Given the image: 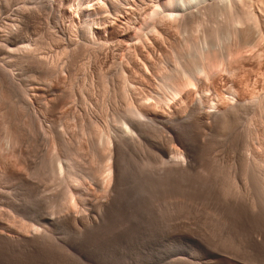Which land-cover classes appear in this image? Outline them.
I'll use <instances>...</instances> for the list:
<instances>
[{
	"label": "rangeland",
	"instance_id": "1",
	"mask_svg": "<svg viewBox=\"0 0 264 264\" xmlns=\"http://www.w3.org/2000/svg\"><path fill=\"white\" fill-rule=\"evenodd\" d=\"M234 2L0 0V264H264V31L241 47Z\"/></svg>",
	"mask_w": 264,
	"mask_h": 264
},
{
	"label": "bare ground",
	"instance_id": "2",
	"mask_svg": "<svg viewBox=\"0 0 264 264\" xmlns=\"http://www.w3.org/2000/svg\"><path fill=\"white\" fill-rule=\"evenodd\" d=\"M191 1H193V0H168V4H169V5H171V4L173 5L174 3H181V5L186 6L185 4L188 5V3H189V4L191 3ZM197 1H198V0H197ZM234 1L236 2V5H237L238 2H239L240 5L243 4L242 6H237L238 8L241 7L240 9L236 8L237 11L233 12V10H231V12L234 13L233 15H232L230 12H228V14L230 13V14L232 15V17L230 16V18H231V22H232V24H234L233 26H235V27L238 26V27L236 28V32H237V33H234V34H238V36H239V43H241V44H243V43H247V42L249 43L250 40H247V39H249L248 36H252V35L258 34L259 31H260V32H261V31H264V6H261V10H262V11H260V14L263 13L262 16L260 15L261 17H258V16H259V15L257 16L258 13L256 14L255 12H253L252 10H250V9L248 8V5H249L248 3H249L251 0H250V1H249V0H234ZM237 1H238V2H237ZM248 1H249V2H248ZM257 1H258V0H257ZM261 1H262V0H261ZM224 2H226V1H224ZM235 2H234V4H235ZM199 3H200V2H199ZM214 3H215V2H214ZM218 3H219V2H217V5L214 4L215 6H217V8H219ZM226 3H228V2H226ZM226 3H225V4H226ZM231 3H233V2H231ZM112 4H113V3H112ZM117 4H118V3H117ZM128 4H129V3H128ZM166 4H167V3H166ZM228 4H229V3H228ZM228 4H227V6H228ZM239 4H238V5H239ZM251 4H252V3H251ZM251 4H250V5H251ZM261 4H262V3H261ZM101 5H102V4H101ZM110 5H111V4H110ZM214 5H213V6H214ZM250 5H249V6H250ZM262 5H263V4H262ZM112 6H113V5H112ZM112 6H111V7H112ZM213 6H212V7H213ZM223 6H224V5H223ZM114 7H115V5H114ZM163 7H164V6H163ZM168 7H169V6H168ZM168 7H167V8H168ZM170 7H171V6H170ZM170 7H169V8H170ZM207 7H208V6H207ZM212 7H211V9H213ZM221 7H222V6H221ZM221 7H220L219 9L224 11V12H222V13H226L225 10H224V8L221 9ZM225 7H226V6H225ZM250 7H252V6H250ZM100 8H101V7H100ZM164 8H165V7H164ZM193 8H194V7H193ZM208 8H209V7H208ZM208 8H207V9H208ZM215 8H216V7H215ZM226 8H229V6L226 7ZM231 8H232V7H231ZM231 8H229V9H231ZM233 8L235 9V5H234ZM233 8H232V9H233ZM131 9H132V8H131ZM251 9H253V8H251ZM257 9H258V8H257ZM214 10H215V9H214ZM143 11H144V10H143ZM188 11H189V10H188ZM191 11H192V10H191ZM229 11H230V10H229ZM123 12H124V11H123ZM201 12H202V11H201ZM216 12H218V11H216ZM106 13H107V12H106ZM154 14H155V13H154ZM156 14H157V13H156ZM220 14H221V13H220ZM224 15H226V14H224ZM115 16H116V15H115ZM150 16H151V15H150ZM226 16H227V15H226ZM228 16H229V15H228ZM228 16H227V17H228ZM200 17H201V16H200ZM183 18H184V17H183ZM201 18H202V17H201ZM228 19H229V17H228ZM229 22H230V21H229ZM210 23H211V22H210ZM225 23H227V22H225ZM250 23H251V25H248V26H247V24H250ZM159 24H160V23H159ZM230 24H231V23H230ZM227 25H228V23H227ZM227 25H226V26H227ZM97 26H98V25H97ZM126 26H127V25H126ZM136 26H137V25H136ZM193 26H194V25H193ZM208 26H209V25H208ZM226 26H224V27H226ZM200 27H201V26H200ZM228 27H229V26H228ZM101 28H102V27H101ZM178 28H179V27H178ZM198 28H199V26H198ZM218 28H219V26H218ZM259 28H260V29H259ZM140 29H141V28H140ZM186 29H187V28H186ZM213 29H214V28H213ZM216 29H217V28H216ZM219 29H220V28H219ZM232 29H233V28H232ZM255 29H257V30L259 29L258 32H257ZM261 29H262V30H261ZM192 30H193V29H192ZM222 30H223V29H222ZM229 30H230V29H229ZM252 30H253V31H252ZM254 30H255L257 33H255ZM170 31H171V30H170ZM183 31H184V30H183ZM186 31H187V30H186ZM218 31H219V30H218ZM218 31H217V32H218ZM234 31H235V30H234ZM251 31H252V32H251ZM209 32H210V31H209ZM212 32H213V31H212ZM217 32L214 31V37H213L212 35H209V34H208V35H209L210 37L212 36V38H214L215 40H217V39L219 38V39H218V41H219L221 36L219 35L220 37H218ZM253 32H254V33H253ZM260 32H259V33H260ZM220 33H221V31H220ZM220 33H219V34H220ZM250 33H253V34L250 35ZM211 34H213V33H211ZM221 34H222V33H221ZM261 34H262V36H261ZM261 34H260V38H261V37L264 38V37H263L264 35H263L262 32H261ZM134 36H135V35H134ZM149 36H150V35H149ZM257 37H259V35H258V36H255L254 38L252 37V39H253V40L258 39ZM212 38H211V40H212ZM222 38H223V37H222ZM250 38H251V37H250ZM187 39H188V38H187ZM209 39H210V38H209ZM214 39H213V40H214ZM204 40H205V39H204ZM211 40H210V41H211ZM213 40L211 41V43L213 42ZM215 40H214V41H215ZM245 40H247V41H245ZM205 41H206V40H205ZM240 41H241V42H240ZM256 41H257V40H256ZM215 42H216V41H215ZM215 42H213V43H215ZM221 42H222V41H221ZM252 42H253V41H252ZM213 43H212V45H213ZM216 43H217V42H216ZM254 43H255V42H254ZM204 44H205V43H204ZM241 44H240V45H241ZM251 44H252V43H251ZM251 44L249 43L248 45H251ZM227 45H228V44H227ZM244 45L246 46V44H243V45H241V47H244ZM248 45H247V46H248ZM213 46H214V45H213ZM221 46H222V45H221ZM247 46H246V47H247ZM191 47H192V46H191ZM217 47H218V46H217ZM260 47H261V46H260ZM6 48H7V47H6ZM221 48H222V47H221ZM200 49H201V48H200ZM243 49H244V48H243ZM243 49H242V50H243ZM180 50H181V49H180ZM190 50H191V49H190ZM211 51H212V50H211ZM228 51H229V50H228ZM237 51H238V50H237ZM188 52H189V51H188ZM205 52H206V51H205ZM251 52H252V51H251ZM214 53H215V52H214ZM239 53H240V52H239ZM26 54H27V53H26ZM209 54H210V53H209ZM211 54H212V53H211ZM216 54H217V53H216ZM216 54H215V55H216ZM220 54H221V53H220ZM245 54H246V53H245ZM252 54H253V53H252ZM190 55H191V54H190ZM202 55H203V54H202ZM205 55H208V54H205ZM205 55H204V56H205ZM225 55H226V54H225ZM212 56H213V55H212ZM217 56H218V55H217ZM185 57H186V56H185ZM205 57L207 58V57H209V56H205ZM205 57H204V58H205ZM215 57H216V56H215ZM237 57H238V56H237ZM146 58H147V57H146ZM193 58H194V56H193ZM209 58H210V57H209ZM216 58H217V57H216ZM128 59H129V58H128ZM188 59H189V58H188ZM195 59H196V58H195ZM207 59H208V58H207ZM219 59H220V58H219ZM42 60H43V59H42ZM191 60H192V61H191ZM200 60H201V59H200ZM204 60H205V59H204ZM212 60H213V59H212ZM217 60H218V59H217ZM44 61H45V60H44ZM190 61H191L190 66L188 65L187 67H189V68H187V69H192L193 71H195V70H196V66L198 65V66H199V67L197 66V67L199 68L198 71L201 73L202 71H200V70H201V69H200V65L198 64L199 62H198V63H195L196 61L194 62V60H193L192 58L189 59V62H190ZM202 61H203V60H202ZM214 61H215V59H214ZM38 62H39V61H38ZM45 62H46V61H45ZM131 62H132V61H131ZM174 62H175V61H174ZM200 62H201V61H200ZM204 62H205V61H204ZM204 62H202V63H204ZM206 62H208V61H206ZM210 62L213 63V61H211V60H210ZM0 63H1V62H0ZM129 63H130V62H129ZM182 63H183V62H182ZM185 63H186V62H185ZM202 63H200L201 66H202ZM215 63H217V62H215ZM188 64H189V63H188ZM195 64H197V65H195ZM206 64H207V63H206ZM206 64H203V65H206ZM40 66H41V64H40ZM185 66H186V64H185ZM194 66H195V68L193 69ZM206 66H207V65H206ZM206 66H205V67H206ZM215 66H217V65H215ZM177 67H178V66H177ZM208 67L210 68V65H208ZM208 67H207V68H208ZM212 67H213V66H212ZM178 68H179V67H178ZM201 68H202V67H201ZM213 68H214V67H213ZM52 69H53V68H52ZM162 69H163V68H162ZM164 69H165V68H164ZM202 69H203V68H202ZM216 69H217V68H216ZM216 69H215V70H216ZM121 70H122V69H121ZM141 70H142V69H141ZM185 70H186V69H185ZM205 70H207V69L205 68ZM218 70H219V69H218ZM54 71H55V70H54ZM181 71H182V70H181ZM196 71H197V70H196ZM196 71H195V73H196ZM216 71H217V70H216ZM233 71H234V70H233ZM236 71H237V70H236ZM173 72H174V71H173ZM188 72L190 73V72H192V71H191V70H188L187 72L185 71L184 73L188 74ZM160 73H161V72H160ZM176 73H177V72H176ZM181 73L183 74V72H181ZM197 73H198V72H197ZM197 73H196V74H197ZM213 73H214V72H213ZM228 73H229V72H228ZM193 74H194V73H193ZM201 74H202V73H201ZM178 75H179V74H178ZM190 75H191V74H190ZM217 75H218V74H217ZM120 76H121V75H120ZM179 76H180V75H179ZM181 76H182V75H181ZM187 76H188V75H187ZM187 76H186V77H187ZM192 76H193V75H192ZM194 76H195V75H194ZM229 76H230V75H229ZM105 77H106V76H105ZM12 78H13V77H12ZM184 78H185V77H184ZM187 78H188V77H187ZM190 78H191V77H190ZM190 78H188V79H190ZM120 79H121V78H120ZM174 79H175V78H174ZM123 80H124V79H123ZM190 80H191V79H190ZM194 80H196V78H194ZM194 80H193V81H194ZM106 81H107V80H106ZM125 81H126V80H125ZM104 82H105V81H104ZM166 82H167V81H166ZM185 82H186V81H185ZM190 82H192V80H191ZM167 83H168V82H167ZM180 83H182V82L180 81ZM106 84H107V83H106ZM129 84H130V83H129ZM162 84H163V83H162ZM172 84H174V83L172 82ZM176 84H177V83H176ZM192 84H193V83H192ZM104 85H105V84H104ZM120 85H122V84H120ZM126 85H127V84H126ZM166 85H167V84H166ZM174 85H175V84H174ZM174 85H173V86H174ZM183 85H184V83H183ZM167 86H168V85H167ZM167 86H166V87H167ZM176 86H177V85H176ZM185 86H187V85H185ZM188 86H189V85H188ZM192 86H193V85H192ZM232 86H233V85H232ZM164 87H165V86H164ZM178 87H180V86H178ZM178 87H175V88H176L175 90H177ZM190 87H191V86H190ZM193 87H194V86H193ZM120 88H121V87H120ZM122 88H123V87H122ZM191 88H192V87H191ZM231 88H232V87H231ZM171 89H172V88H171ZM171 89H170V90H171ZM184 89H186V88H183V89H182V86H181V93L183 92L182 90H184ZM135 90H136V89H135ZM159 90H160V89H159ZM164 90H165V89H164ZM175 90H174V91H175ZM178 90L180 91V89H178ZM178 90H177V91H178ZM130 91H131V90H130ZM174 91H173V92H174ZM177 91H175V93H178ZM124 93H125V92H124ZM236 93H237V92H236ZM9 94H10V93H9ZM125 94H127V93H125ZM163 94H164V93H163ZM179 94H180V92H179ZM202 94H203V93H202ZM129 95H130V94H129ZM170 96H171V95H170ZM175 96H176V95H175ZM175 96H173V97H175ZM260 96H261V95H260ZM260 96H257V97H260ZM124 97H125V96H124ZM178 97H179V96H178ZM255 97H256V96H255ZM127 98H128V97H127ZM129 98H130V97H129ZM163 98H164V97H163ZM223 98H224V97H223ZM231 98H232V97H231ZM252 98H253V97H252ZM220 99H221V98H220ZM233 99H234V98H233ZM233 99H231V100H233ZM250 99H251V98H250ZM255 99H256V98H255ZM255 99H253V100H255ZM124 100H125V99H124ZM146 100H147V99H146ZM165 100H166V99H165ZM173 100H174V99H173ZM203 100H204V99H203ZM248 100H249V99H248ZM248 100H247V101H248ZM253 100H249V104L252 105V104L254 103V104L252 105V108H254L255 106H257V107H258L257 110H258V109L261 110L262 113H260V114H263V112H264V94H263L260 98H257L254 102H253ZM24 101H25V100H24ZM210 101H211V100H210ZM247 101H246V103H247ZM250 101H252L253 103L250 102ZM212 102H213V100H212ZM228 102H229V101H228ZM197 103H198V102H197ZM233 103L235 104L236 102H233ZM233 103H232V104H233ZM9 104H10V103H9ZM211 104H212V103H211ZM214 104H215V102H214ZM239 104H240V102H239ZM242 104L245 105L244 102H243V103L241 102V104H240L239 107H241ZM184 105H186V104H184ZM198 105H199V106H198ZM200 105H201V108H202V103H201V104H199V103L197 104V106L199 107V109H200ZM205 105H206V104H204V106H205ZM212 105H213V104H212ZM212 105H211V106L209 105V106L212 107L213 109L210 108V107L207 105L208 108L211 109V111H208V110H207V107H205L207 112H204L205 110H204V108H202L203 111H199V110H198L199 112L197 113V114H199L200 112H201V113L203 112V113L200 114V115H202V117H204V118L208 121V123H209L210 125H211V121H212V123H213V122H217L216 125H221V124H222V123H219V124H218V122H225V124H226L227 122L229 123L228 120L231 118V116H232L233 113L235 112L236 107H237L236 112H238V113L235 112L234 115L236 116V114H237V116H238V114H239V110H240V108H238V105H233V106L229 107L228 109L217 110V112L214 110V108L216 109V106H219V105H216V104H215V105H216L215 107H213L214 105H213V106H212ZM251 105H250V106H251ZM17 106H18V105H17ZM127 106H128V105H127ZM197 106H196V107H197ZM245 106H247V104H246ZM245 106H244V107H245ZM250 106L248 105L247 107L250 108ZM196 107H195V108H196ZM198 107H197V108H198ZM227 107H228V106H227ZM242 108H243V106H242ZM255 108H256V107H255ZM130 109H131V111H129V116H131V117L133 116V117L136 118V117H138V116H136V114L141 112V111H137V110H134V111H133L132 108H130ZM133 109H134V107H133ZM219 109H220V108H219ZM221 109H222V108H221ZM238 109H239V110H238ZM245 109H247V108H246V107L243 108L242 110H240V112L243 111V110H245ZM196 110H197V109H196ZM200 110H201V109H200ZM213 110H214L215 112H212ZM247 110H249V109H247ZM250 110H251V109H250ZM252 110H253V109H252ZM252 110H251V111H252ZM259 110H258V111H259ZM125 111H126V110H125ZM135 111H137V112H135ZM192 111H193V110H192ZM192 111L190 112L191 114H192ZM255 111H256V109H255ZM258 111H257V113H258ZM169 112H170V111H169ZM193 112H195V111H193ZM196 112H197V111H196ZM196 112H195V116L197 117ZM243 112L246 113V110L243 111ZM247 112L250 113V111H247ZM253 112H254V111H253ZM253 112H251V113L254 114ZM259 112H260V111H259ZM143 113H144V112H143ZM251 113H250V114H251ZM255 113H256V112H255ZM122 114H123V113H122ZM191 114H189V115H191ZM240 114H242V113H240ZM240 114H239V115H240ZM247 114H248V113H247ZM260 114H259V115H260ZM137 115H138V114H137ZM140 115H143V114L140 113ZM200 115H199L198 117H200ZM234 115L232 116V118L235 117ZM257 115H258V114H257ZM259 115H258V116H259ZM263 115H264V114H263ZM144 116H145V114H144ZM144 116H141V117H144ZM148 116H149V115H148ZM251 116H252V115H251ZM146 117H147V115H146L144 118L146 119ZM157 117H158V116H157ZM190 117H191V116H190ZM190 117H189V119H190ZM193 117H194V115H193ZM198 117H197V118H198ZM261 117H262V115H261ZM0 118H1V117H0ZM114 118H115V117H114ZM135 118H132V119H131V118L129 117V122H132L131 120H134ZM144 118H142V119H143L142 121H144ZM179 118H180V117H179ZM185 118H187V117H185ZM235 118H236V117H235ZM235 118H234V120H235ZM130 119H131V120H130ZM138 119H139V118H138ZM169 119H170V118H169ZM171 119H172V118H171ZM189 119L187 118V119H178V120H168V119H166V118H153V117L151 118V117H150V118H149V123L151 122V123H150V126H151L152 123H153V124L156 123L158 126L161 125V126H163V127H166L168 130H171L172 132L176 133V130H177V129L179 130V128H180V129H181V128H184V127L187 125V123H190V122H188ZM194 119H195V118H192V120H194ZM200 119H201V118H200ZM251 119H252V118H251ZM251 119H250V120H251ZM125 120H126V119H125ZM146 120H147V119H146ZM146 120H145V121H146ZM195 120H196V119H195ZM198 120H199V119H198ZM201 120H202V119H201ZM234 120H233V121H234ZM134 121H136V120H134ZM134 121H133V122H134ZM142 121H141V122H142ZM226 121H227V122H226ZM231 121H232V120H230V123H231ZM240 121H241V120H240ZM262 121H264V120H262ZM3 122H5V121H3ZM138 122H140V121L137 120V123H138ZM191 122H192V121H191ZM237 122H238V121H237ZM112 123H113V122H112ZM123 123H124V122H123ZM142 123H143V122H142ZM145 123H146V122H145ZM145 123H144V124H145ZM147 123H148V121H147ZM147 123H146V124H147ZM208 123H207V124H208ZM228 123H227V124H228ZM244 123H245V122H244ZM4 124H5V123H4ZM101 124H102V123H101ZM134 124H135V126H136V122H134ZM134 124H133V126H134ZM140 124H141V123H139V125H140ZM146 124H145V125H146ZM153 124H152V125H153ZM156 124H155V125H156ZM240 124H241V123H240ZM251 124H252V123H251ZM122 125H123V124H122ZM130 125H132V124H130ZM139 125H137V127H138ZM147 125H148V124H147ZM157 125H156V127H158ZM223 125H224V124H223ZM230 125H231V124H230ZM92 126H93V125H92ZM95 126H96V125H95ZM133 126H131V127L133 128ZM140 126L142 127L143 124H141ZM150 126L148 125L149 128H150ZM208 126H209V125H208ZM221 126H222V125H221ZM231 126H232V125H231ZM6 127H7V126H6ZM127 127H128V126H127ZM152 127H154V125H153ZM152 127H151V128H152ZM223 127H225V125H224ZM250 127H251V126H250ZM138 128H139V127H138ZM142 128H143V127H142ZM142 128H140V130H141ZM151 128H150V129H151ZM160 128H161V127H160ZM186 128H187V126H186ZM209 128H210V127H209ZM217 128H218V127H217ZM227 128H228V127H227ZM235 128H236V127H235ZM112 129H113V128H112ZM126 129H127V128H126ZM146 129H148V128H146ZM163 129H164V128H163ZM232 129H233V128H232ZM256 129H257V128H256ZM1 130H2V129H1ZM131 130H132V129H131ZM131 130H130V132H133V130H132V131H131ZM135 130H137V129L135 128ZM135 130H134V131H135ZM168 130H167V131H168ZM178 130H177V131H178ZM209 130H210V129H209ZM221 130H222V129H221ZM248 130H249V129H248ZM5 131H6V130H5ZM102 131H104V130H102ZM108 131H109V130H108ZM110 131H111V130H110ZM127 131H128V130H127ZM141 131H142V130H141ZM146 131H147V130H146ZM146 131L144 130V133H145ZM149 131H150V130H149ZM153 131H154V130H153ZM249 131H250V132H254L253 129H252V131H251V130H249ZM130 132H129V133H130ZM142 132H143V131H142ZM142 132H141V133H142ZM246 132H247V131H246ZM8 133H9V132H8ZM127 133H128V132H127ZM134 133H135V132H134ZM134 133H133V134H134ZM141 133L139 132L140 135H141ZM130 134H131V133H130ZM136 134H137V133H136ZM247 134H248V133H247ZM250 134H252V133H250ZM250 134H249V135H250ZM4 135H5V134H4ZM99 135H100V134H99ZM101 135H102V134H101ZM115 135H116V134H115ZM131 135H132V134H131ZM122 136H123V135H122ZM3 137H4V136H3ZM29 137H30V136H29ZM123 137H124V136H123ZM129 137H130V136H129ZM133 137H134V136H133ZM153 137H154V136H153ZM185 137H186V136H185ZM191 137H192V136H191ZM209 138H210V137H209ZM254 138H255V137H254ZM54 139H55V138H54ZM120 139H122V137H121ZM131 139H132V138H131ZM133 139H134V138H133ZM135 139H136V138H135ZM135 139H134V140H135ZM101 140H102V139H101ZM118 140H119V139H118ZM122 140H126V139L123 138ZM214 140H215V139H214ZM115 141H116V140H115ZM246 141H247V139H246ZM105 142H106V141H105ZM117 142H118V141H117ZM120 142L122 143L123 141L119 140V143H120ZM127 142H128V144H129V143L133 142V140H132V141L128 140ZM127 142H126V144H127ZM108 143H109V142H108ZM121 143H120V145H122V147H123V145H124V147L126 146V145L124 144V142H123V144H121ZM141 143H142V142H141ZM165 143H166V142H165ZM54 144H55V143H54ZM131 144H132V143H131ZM97 145H98V144H97ZM115 146H116V144H115ZM128 146H129V145H128ZM128 146H127V147H128ZM102 147H103V146H102ZM112 147H113V146H112ZM122 147L120 146V149H123ZM131 147H132V146H131ZM250 147H251V146H250ZM56 148H57V147H56ZM107 148H108V147H107ZM256 148H257V147H256ZM112 149H113V148H112ZM117 149H119V148H116V151L118 152L120 149H119V150H117ZM245 149H246V148H245ZM102 150H103V149H102ZM109 150H110V149H109ZM123 150H124V149H123ZM55 151H56V150H55ZM153 151H154V150H153ZM259 151H261V150H259ZM110 152H111V151H110ZM111 154H112V156H113V150H112V153H111ZM159 155H160V154H159ZM172 155H173V154H172ZM160 156H161V155H160ZM170 157H171V156H170ZM179 157H180V156H179ZM215 157H216V156H215ZM108 158H109V157H108ZM112 158H113V157H112ZM118 158H119V157H118ZM118 158L116 157V160H117ZM159 159H160V158H159ZM161 159H162V157H161ZM173 159H174V158H173ZM59 160H60V159H59ZM108 160H109V159H108ZM176 160H177V159H176ZM55 161H56V160H55ZM108 162H109V161H108ZM115 163H116V162H115ZM117 163H118V162H117ZM147 163H148V162H147ZM175 163H176V162H175ZM247 163L249 164L250 162H248V160H247ZM55 164H56V163H55ZM59 164H60V163H59ZM250 164H251V163H250ZM256 164H257V163H256ZM175 165H176V164H175ZM261 165H262V164H261ZM173 166H174V165H173ZM247 166H248V165H247ZM259 166H260V165H259ZM57 167H58V166H57ZM60 167H61V166H60ZM70 167H71V166H70ZM105 167H107V166H105ZM110 167H111V166H110ZM168 167H169V166H168ZM171 167H172V166H171ZM65 168H66V167H65ZM107 168H109V167H107ZM260 168H261V167H259V169H260ZM262 168H263V167H262ZM102 169H103V167H102ZM255 169H256V168H255ZM56 170H57V169H56ZM111 170H112V169H111ZM111 170H110V171H111ZM220 170H221V169H220ZM247 170H248V169H247ZM70 171H71V170H70ZM99 171H100V169H99ZM107 171H108V170H107ZM110 171H108V172H110ZM253 171H254V170H253ZM56 172H57V171H56ZM103 172H104V171H103ZM181 173H182V172H181ZM209 173H210V172H209ZM261 173H262V172H261ZM102 174H103V173H102ZM105 174H107V173L105 172ZM259 174H260V173H259ZM191 175H192V174H191ZM216 175H217V174H216ZM223 175H225V174H223ZM260 175H261V174H260ZM260 175H259V176H260ZM70 176H71V175H70ZM96 176H97V175H96ZM98 176H99V175H98ZM103 176H104V175H103ZM169 176H170V175H169ZM228 176H229V175H228ZM107 177H108V176H107ZM179 177H180V176H179ZM239 177H240V176H239ZM103 178H104V177H103ZM117 178H118V177H117ZM207 178H208V176H207ZM228 178H229V177H228ZM261 178H262V176H261ZM261 178H260V179H261ZM105 179H106V178H105ZM105 179H103L104 182H105ZM111 179H112V178H111ZM111 179H110V180H111ZM233 179H234V178H233ZM255 179H256V178H255ZM59 180H60V179H59ZM68 180H69V179H68ZM101 180H102V179H101ZM256 180H257V179H256ZM99 181H100V180H99ZM241 181H242V180H241ZM116 182H117V181H116ZM206 182H207V181H206ZM216 182H217V181H216ZM258 182H259V181H258ZM99 183H100V182H99ZM109 183H110V182H109ZM111 183H112V182H111ZM117 183H118V182H117ZM204 183H205V182H204ZM100 184H101V183H100ZM105 184H106V183H105ZM225 184H226V183H225ZM246 184H247V183H246ZM101 185H102V184H101ZM112 185H113V184H112ZM171 185H172V184H171ZM251 185H252V184H251ZM251 185H250V186H251ZM116 186H117V185L115 184L114 187H116ZM191 186H192V185H191ZM259 186H260V184H259ZM109 187H110V186H109ZM229 187H230V186H229ZM231 188H232V187H231ZM231 188H230V189H231ZM249 188H250V187H249ZM260 188H261V187H260ZM113 189H114V188H113ZM222 189H223V188H222ZM241 189H242V188H241ZM115 190H116V189H114V191H115ZM195 191H196V190H195ZM225 191H226V190H225ZM258 191H259V190H258ZM245 193H246V192H245ZM213 194H214V193H213ZM201 195H202V194H201ZM183 196H184V195H183ZM209 196H210V195H209ZM217 196H218V195H217ZM224 197H225V196H224ZM234 198H235V197H234ZM211 199H212V198H211ZM224 200H225V199H224ZM236 200H237V199H236ZM244 200H245V199H244ZM198 201H199V200H198ZM209 201H210V200H209ZM209 201H208V203H209ZM194 202H195V201H194ZM227 202H228V201H227ZM214 203H215V202H214ZM221 203H222V202H221ZM244 203H245V202H244ZM248 203H249V202H248ZM261 203H262V202H261ZM251 205H252V204H251ZM208 206H209V205H208ZM211 206H212V205H211ZM218 206H219V205H218ZM204 207H205V206H204ZM218 211H219V210H218ZM228 211H229V210H228ZM237 211H238V210H237ZM251 212H253V211H251ZM229 213H230V212H229ZM74 214H75V213H74ZM252 215H253V214H252ZM69 216L74 217V216L71 215V214H70ZM79 216H81V215L79 214ZM211 216H212V215H211ZM72 217H71V218H72ZM82 217H85V216H81L80 218H78V217L76 216L75 218H72V220L74 219V220H76V221H79V220L81 221V220H83ZM81 218H82V219H81ZM228 218H229V217H228ZM238 221H239V220H238ZM81 222H82V221H81ZM77 223H78V222H77ZM82 223H83V222H82ZM240 223H241V222H240ZM210 224H211V223H210ZM231 224H232V223H231ZM244 224H245V223H244ZM84 225H85V224H84ZM218 225H219V224H218ZM235 225H236V224H235ZM263 226H264V225H263ZM241 228H242V227H241ZM216 229H217V228H216ZM237 233H238V232H237ZM237 235H238V234H237ZM3 237H4V236H3ZM5 238H6L7 241L10 240L11 242H14V241H16V240L20 241L21 239H22V241H23V238H16V239H14V238H11V236L8 237V238H7V237H5Z\"/></svg>",
	"mask_w": 264,
	"mask_h": 264
}]
</instances>
